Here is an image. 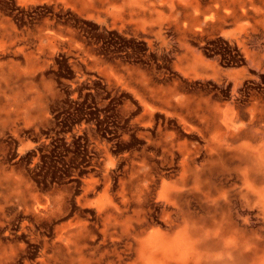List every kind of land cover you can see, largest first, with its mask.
<instances>
[{
    "label": "rangeland",
    "instance_id": "rangeland-1",
    "mask_svg": "<svg viewBox=\"0 0 264 264\" xmlns=\"http://www.w3.org/2000/svg\"><path fill=\"white\" fill-rule=\"evenodd\" d=\"M156 230L264 264V0H0V264H152Z\"/></svg>",
    "mask_w": 264,
    "mask_h": 264
},
{
    "label": "crops",
    "instance_id": "crops-1",
    "mask_svg": "<svg viewBox=\"0 0 264 264\" xmlns=\"http://www.w3.org/2000/svg\"><path fill=\"white\" fill-rule=\"evenodd\" d=\"M154 234L158 238H160V240L163 241V242L159 246H157L156 242H154L153 245L149 244V245H151L150 247L153 249V252L156 253L155 254L156 257H158V258L154 259V262L150 261L152 264H162L164 262V260H166L164 263H170L171 261L176 263V264H188L189 263V261L181 263L179 261L177 262V260L173 259V258H169V259L164 258L163 248L165 246H167L169 243H171L173 239L174 240L175 239H181V240L183 239L181 237V235L179 236V231L178 230L173 231V232L172 231L171 232H167V233H163L160 230H156V231H154ZM195 236L196 235H193V237H195ZM217 245H218V242H216V241L215 242H209L208 240L204 241L202 239V241L200 242V244H198L197 247L199 248V250H205V249L207 250V249H212V248H214ZM210 262H212V261H210Z\"/></svg>",
    "mask_w": 264,
    "mask_h": 264
},
{
    "label": "bare ground",
    "instance_id": "bare-ground-1",
    "mask_svg": "<svg viewBox=\"0 0 264 264\" xmlns=\"http://www.w3.org/2000/svg\"><path fill=\"white\" fill-rule=\"evenodd\" d=\"M180 235L183 238L182 240L181 239H175V240L173 239L171 243H169L167 246H165L163 248L164 258H166V259L173 258V259H176L177 261H179L181 263H184L191 258H193L195 261H199L198 258H195L198 256L196 253H193L192 256L189 257L191 250L188 251V248H190V246L188 245L187 240L185 241V236L183 237L182 233L179 231V236ZM154 242H156L157 246H159L162 244L163 241H161L160 238H158L155 235L153 243ZM165 261L166 260H164V262Z\"/></svg>",
    "mask_w": 264,
    "mask_h": 264
}]
</instances>
